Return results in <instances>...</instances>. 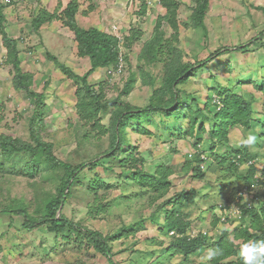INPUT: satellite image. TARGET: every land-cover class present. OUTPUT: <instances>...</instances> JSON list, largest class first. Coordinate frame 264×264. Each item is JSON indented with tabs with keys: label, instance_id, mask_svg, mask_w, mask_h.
I'll use <instances>...</instances> for the list:
<instances>
[{
	"label": "rangeland",
	"instance_id": "374dc122",
	"mask_svg": "<svg viewBox=\"0 0 264 264\" xmlns=\"http://www.w3.org/2000/svg\"><path fill=\"white\" fill-rule=\"evenodd\" d=\"M69 2L77 7L75 18L81 29L99 30L118 42L116 64L98 69L88 78L101 103H109L90 116L77 106L80 82L57 67L65 65L77 77L90 69L66 24L64 10ZM173 4L176 8L170 23L163 19L167 14L163 0H20L3 6L5 33L18 42V57L23 71L32 77L31 88L44 94L40 139L53 145L58 160L86 165L60 210L62 216L83 231L101 233L114 264H239L242 246L256 241L249 240L245 231L264 240V230L248 228L253 218L239 217L242 209L262 212L264 195L248 201L228 198V189H219L214 182V157H225L228 162L229 151L244 147L241 142L252 131L257 143L246 148L257 159V172L264 168V0H208L203 24L198 26L193 24L195 4L191 0H173ZM38 14L46 22L35 30L32 21ZM153 36L157 39L151 48L148 43ZM210 56L206 66H198ZM7 57L0 37V134L29 142L33 100L13 88ZM185 66H192L193 74L175 84L178 94L168 106L171 116L163 111L129 119L120 132L119 154L110 156L113 117L126 106L145 110L153 100L159 105L169 103L170 95L160 90L171 70ZM224 91L248 102L252 116L248 127L228 125L226 144L211 152L209 132L219 123L215 118L219 107L213 98ZM190 117L197 120L193 132ZM194 155L206 161L203 179L185 173L186 163ZM223 168H218L219 174ZM138 171L167 175L166 196L155 204L148 201L156 191L133 181L132 175ZM63 174L62 169L46 165L42 156L21 153L4 160L0 154V264H109L92 246H73L46 226L27 230L22 216L7 212L23 209L29 217H43ZM259 177L263 180V174ZM226 181L219 178V182ZM261 189L256 190L264 191ZM190 190L198 195L207 190L210 202L200 203L203 214H197L195 204L183 209L190 213L188 235L206 237L199 252L184 258L166 253L178 235L166 228L163 211L156 209L166 199L172 201L177 193ZM210 249H218L220 254L205 261L202 258Z\"/></svg>",
	"mask_w": 264,
	"mask_h": 264
},
{
	"label": "trees",
	"instance_id": "16d2710c",
	"mask_svg": "<svg viewBox=\"0 0 264 264\" xmlns=\"http://www.w3.org/2000/svg\"><path fill=\"white\" fill-rule=\"evenodd\" d=\"M192 2L195 4V7L192 9L194 15L193 24L196 26L202 25L205 12L208 8V0H192ZM163 5L167 10V14L163 17V19L172 23V17L170 16L172 13H174L176 6L173 4V0H163ZM3 6L5 5L0 2V37L7 49L8 64L12 66L13 70L12 86L15 90L24 92L29 99L33 100L34 110L28 119L30 137L29 142L17 140L15 138L0 134V154L4 160H9L12 156L21 153H25L32 158L36 156H42L46 165L52 168L62 169L64 171L61 182L57 188L56 197L50 199V201L45 206L46 214L43 217H29L23 209H12V211L7 212L16 216H22L24 219L23 226L27 230H32L39 226H46L49 232L59 236L62 240H64V242H71V244L76 243L79 248H81L83 244H86L89 247L92 246L95 251L100 253L102 256H106L109 264H114L112 261V251L107 244L106 238L101 233L97 231H90L85 228L83 231V228L75 225L60 214L62 206L67 202V199L71 195L73 188L76 186L78 176L81 174L82 170L86 168V165L81 164L78 166H72L58 160L54 156L53 145L40 139L39 130L45 108L44 94L38 93L31 88L32 77L27 72L23 71L20 59L18 57V42L8 37V35L5 33V17L3 15ZM76 13L77 7L75 3L69 2L64 10L66 24L74 34L79 55L88 58L90 69L85 73L84 76L77 77L73 75V73H71L65 65L57 64V67L60 72L66 74L69 78L80 82L79 88L76 91L77 106L79 107L81 113H83L85 116H90L99 109V106L107 107L109 106V103H101L99 94L96 93L94 87L89 85L88 78L96 70L101 68H110L116 64L118 57V42L114 37L109 36L99 30L81 29L76 23ZM45 20L46 18L44 16L38 14L32 21V27L37 30L43 23L46 22ZM156 33L157 32H155V34ZM156 39V36H153L149 41L148 46L154 48L156 45ZM212 56L206 58L198 66H206L211 61ZM52 60L55 64L56 61L54 59ZM192 69V66H185L181 69L177 68L173 71L171 70V73L166 77L163 90L160 91L164 92L163 94L170 95L169 103L166 102L165 104L159 105L153 100L151 105H149L145 110H135L130 106H126L124 111L117 113L113 117L112 124L114 133L111 148L112 155L110 156L114 157L115 155L119 154L121 150L120 132L126 128L129 119H140L141 117H148L152 113H161L163 111H165L166 116H171L168 111L172 110H170V107L168 106L175 102L178 94V91L174 89V86L175 84L185 82L187 78L192 76ZM215 98L219 102V104L215 103L216 106L219 107L217 113L218 115L215 117L219 120V123L215 125L209 132L211 138L209 149L211 152H215L217 145L226 144V131L228 130V125L248 127L252 116L251 105L240 95L224 91L223 95L216 96ZM190 119L191 126L189 130L190 132H193L194 127L197 124V120L193 117H190ZM203 130V126H200L199 131L203 132ZM229 152L231 155L228 156V158H230L226 163L225 161L227 159L225 157H214L216 162L215 169L213 171V173L215 172L216 175V180L214 182L217 181L219 184L218 188L224 191L228 189V198L234 197L236 198V201L243 200L242 196H239V193L243 187H251L257 182V184L261 185L262 189H264V168L261 171L263 174V181H257L253 178L255 173V165H249L244 170H242L244 164L256 158L255 155L250 154L246 147H241L240 149H236L234 151L230 150ZM200 157L201 155H194L193 161L186 163L185 173L190 171L191 176H194L195 179L204 178V174L201 171V166L206 161ZM192 162L193 166H191ZM220 166L224 167L222 174L218 173V168H220ZM219 178H226L227 181L219 182ZM132 179L141 187L154 188L153 191L156 192L153 194V197L148 198V201L150 200L151 203L155 204L157 200L162 199L169 192V182L167 181V175L161 171L157 172L156 175L153 176L147 175L142 171H138L136 174L132 175ZM228 181L229 183H227ZM93 185H95V183ZM206 191L199 195L196 194V191L194 190H190L187 193L179 192L175 197H172V201L171 199H166L163 203L157 206V212L163 211L166 228L171 229V231L175 232V235H178L175 236L176 239H174V242L171 243V245L167 248L166 253L171 251L172 255L178 254L186 258L199 252L203 248L206 237L200 233L194 237H190L188 235L187 230L191 225V221H189L190 213H185L183 209L186 207V205L190 206L195 204L196 209H198L197 214H199V212H202L203 214L204 210L202 209L200 203L206 204L207 201L210 202L208 199L209 194ZM260 194L264 195V191H260ZM223 203L227 202L224 201ZM169 205L170 209H167L166 206ZM255 209L257 208L252 210L242 209L240 219L247 220L248 218H253L251 219L252 222L248 228L252 229L253 231L259 229L264 230V224H262L264 222L260 221L261 218L264 220V205L261 206L262 212H260L259 209ZM153 216L156 217L157 215ZM223 234L225 235V232H223ZM245 234L249 240L255 239L256 241L254 243L257 244V246L263 239L261 236L255 235V233L248 234L245 231ZM74 245L75 244H73V246ZM238 261L239 264H244L242 257Z\"/></svg>",
	"mask_w": 264,
	"mask_h": 264
},
{
	"label": "clouds",
	"instance_id": "9594fccd",
	"mask_svg": "<svg viewBox=\"0 0 264 264\" xmlns=\"http://www.w3.org/2000/svg\"><path fill=\"white\" fill-rule=\"evenodd\" d=\"M215 99L216 98L214 97L213 101ZM241 143H242V146L244 147H251V146L256 145L257 143L256 134H254L252 131H249ZM256 161L257 159L248 161L246 164L243 165L242 170H244L249 165H252V164L255 165V173H254L253 178L257 181H261L262 178L259 176L262 175V172L261 173L257 172L256 163H255ZM257 188L259 189L262 188V186L257 184V182L254 183L251 187H243L241 189V192L239 193V196H242L243 198L242 201H246V200L248 201V199L252 200L256 197V195L258 194L261 195L260 192L258 193V191L256 190ZM239 218H241V215ZM219 254H220V251L218 249H215V250L210 249L208 250L206 256L203 257L202 259H204L205 261H211ZM239 255L243 258L244 264H264V240H261L258 246L253 241H249L248 243H245L242 246Z\"/></svg>",
	"mask_w": 264,
	"mask_h": 264
},
{
	"label": "built area",
	"instance_id": "2783aa9c",
	"mask_svg": "<svg viewBox=\"0 0 264 264\" xmlns=\"http://www.w3.org/2000/svg\"><path fill=\"white\" fill-rule=\"evenodd\" d=\"M0 2L5 6H8V5L11 6V5L19 3L20 0H0ZM158 4L160 5V1L158 2ZM113 30H116V27H114ZM214 103L219 104V102L216 99L214 100Z\"/></svg>",
	"mask_w": 264,
	"mask_h": 264
},
{
	"label": "crops",
	"instance_id": "0c3cea01",
	"mask_svg": "<svg viewBox=\"0 0 264 264\" xmlns=\"http://www.w3.org/2000/svg\"><path fill=\"white\" fill-rule=\"evenodd\" d=\"M191 1H192V0H191ZM192 3H194V2H192ZM3 10H4V9H3ZM3 14H4V13H3ZM4 17H5V24H6L7 16L4 15ZM93 74H95V72H94Z\"/></svg>",
	"mask_w": 264,
	"mask_h": 264
}]
</instances>
